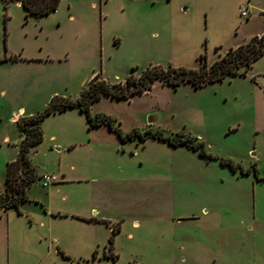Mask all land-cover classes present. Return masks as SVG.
Wrapping results in <instances>:
<instances>
[{"label":"rangeland","instance_id":"obj_1","mask_svg":"<svg viewBox=\"0 0 264 264\" xmlns=\"http://www.w3.org/2000/svg\"><path fill=\"white\" fill-rule=\"evenodd\" d=\"M7 1L5 10L0 0V189L5 187L6 166L15 158V144L21 138L13 120L16 113L23 110L27 117L43 110L51 92L62 90L77 97L97 74L119 83L151 66L198 68L201 55L211 64L229 48L264 32V0H251V7L248 0H170L177 10L186 2L193 15L205 11L201 27L208 30L201 39L192 32L193 21L165 20L152 10L169 0H152L156 4H148L149 0H61L56 12L42 18L27 16L23 7ZM242 6L247 7L249 17L237 14ZM44 54L65 56L67 62L44 66L28 61ZM252 78L249 71L201 89L190 84L176 90L154 84L142 95L125 100L102 98L94 105L117 118L123 130L156 120L166 134L196 136L215 157L230 158L245 169L256 163L262 178L264 89ZM5 136L11 144L4 143ZM131 147L124 159L139 165L145 197L140 205L160 210L156 216L135 221L134 242L147 251L136 259L137 264H166L149 257L150 249L144 248L155 240H176L177 259L172 264H264V181L254 172L234 173L219 159L209 160L186 146L173 147L151 137L145 143L132 142ZM78 153L66 152L62 167L75 165ZM47 160L44 152L36 157L40 163ZM69 191H77L75 184L62 188V193ZM132 225L127 220V232L133 231ZM62 264L92 263L67 255Z\"/></svg>","mask_w":264,"mask_h":264},{"label":"crops","instance_id":"obj_2","mask_svg":"<svg viewBox=\"0 0 264 264\" xmlns=\"http://www.w3.org/2000/svg\"><path fill=\"white\" fill-rule=\"evenodd\" d=\"M149 1L148 4H156L155 1ZM171 2L169 0L159 3L160 8L153 6L152 10L165 20L168 18L193 21L196 28L192 32L195 38L201 39L204 31L208 30L201 27L202 13L205 11L193 15L191 7L185 5L186 2H182L178 10ZM16 3L22 7L21 3ZM248 3L251 7V0H248ZM241 8L236 10L237 14L239 11L241 13ZM28 61L36 65L62 66V63L67 62V58L44 54ZM249 71L252 72V80L264 89V55ZM155 84L162 85L160 82ZM57 95L76 98L62 90H55L49 94L46 104L48 105ZM38 112L30 113L28 116ZM92 112L100 113L95 105L92 106ZM25 116L21 110L20 113H16L13 120L17 122ZM155 126L160 127L156 120L144 123L140 127L134 124L131 129L123 131L126 133L134 129L145 131ZM41 127L43 140L30 153L39 178L27 189L29 200L21 204L20 211L15 208L0 210V264H62V257L66 259L67 255L77 262L92 264L101 261L119 263L121 260L137 264L136 259L141 254H147V251L143 252L141 250L143 248L137 246L138 241L134 242L136 239L134 231L138 230L135 221L137 217L156 216L160 210L157 207L147 210L140 205L145 201V197L141 191L143 187L138 171L139 165L134 162V166L127 163L124 154L127 149L132 150V142L145 143L147 140L141 141L136 138L122 142L119 136L105 125L90 129L86 115L76 108L49 115L42 121ZM22 139L21 131V138L15 144L18 152L8 163L18 159ZM4 143H12L9 136L4 137ZM121 146L123 148H120ZM72 151L79 152L76 164L70 168L62 167L64 154ZM41 152L48 158L43 163L36 161L37 155ZM44 175L55 177L56 182L43 186ZM72 184H75L77 191L62 193V188ZM5 188L6 181L5 187L0 191H5ZM127 220L133 222V231H126ZM117 223L120 224V230L114 235L113 225ZM112 235L114 241L111 244ZM123 240L128 243H124ZM175 241L167 243L150 241L144 248L150 249L149 257L155 261L172 264L177 259L178 243Z\"/></svg>","mask_w":264,"mask_h":264},{"label":"trees","instance_id":"obj_3","mask_svg":"<svg viewBox=\"0 0 264 264\" xmlns=\"http://www.w3.org/2000/svg\"><path fill=\"white\" fill-rule=\"evenodd\" d=\"M4 2V8L7 9L9 1ZM22 4L27 16L37 18L47 16L56 12L60 6L61 0H10ZM221 47H217L219 50ZM264 55V34L253 36L247 43L237 47L229 48L219 59L211 64L208 63L207 57L201 55L200 66L191 68L186 66L167 67L151 66L143 70L136 76L129 75L123 82L110 83L97 74L92 78L82 93L76 97L54 96L48 105L38 113L21 117L17 123L23 133V139L20 145L18 159L7 164L6 188L0 191V208H15L20 211L23 202L28 201V187L39 178L36 166L32 163L30 153L34 147L43 140L42 121L51 114L64 112L68 109L76 108L86 115L90 129L107 126L114 131L122 142H128L138 138L141 141L149 137L165 142L170 146H186L198 151L200 156L209 160L219 159L221 164L228 166L232 172H241L243 175H249L254 172L259 180H264V176H258L259 170L255 163L250 168L245 169L240 163H236L230 158L215 157L211 154L206 143L198 137L184 132L166 134L165 130L147 129L140 131L134 129L130 132H124L120 127L121 122L112 115L107 113H93L92 106L107 97L113 100H125L137 95H142L150 91L156 82H161L163 86L178 89L184 84H190L195 89H201L208 85L223 82L227 78L246 76L253 64ZM120 230V227L114 228V234ZM114 237H111L112 244Z\"/></svg>","mask_w":264,"mask_h":264},{"label":"built area","instance_id":"obj_4","mask_svg":"<svg viewBox=\"0 0 264 264\" xmlns=\"http://www.w3.org/2000/svg\"><path fill=\"white\" fill-rule=\"evenodd\" d=\"M241 16L245 17V18L250 16V12L248 11L247 7L243 6L241 8ZM42 181H43V186L46 187V186H48V185H50L52 183H55L56 182V178L51 176V175H44L42 177Z\"/></svg>","mask_w":264,"mask_h":264},{"label":"water","instance_id":"obj_5","mask_svg":"<svg viewBox=\"0 0 264 264\" xmlns=\"http://www.w3.org/2000/svg\"><path fill=\"white\" fill-rule=\"evenodd\" d=\"M154 120H150V122H153ZM0 210H1V208H0Z\"/></svg>","mask_w":264,"mask_h":264}]
</instances>
